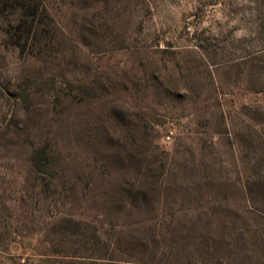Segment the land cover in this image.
Instances as JSON below:
<instances>
[{
    "label": "rangeland",
    "instance_id": "rangeland-1",
    "mask_svg": "<svg viewBox=\"0 0 264 264\" xmlns=\"http://www.w3.org/2000/svg\"><path fill=\"white\" fill-rule=\"evenodd\" d=\"M35 1L26 42L0 0V264H264V0Z\"/></svg>",
    "mask_w": 264,
    "mask_h": 264
},
{
    "label": "trees",
    "instance_id": "trees-1",
    "mask_svg": "<svg viewBox=\"0 0 264 264\" xmlns=\"http://www.w3.org/2000/svg\"><path fill=\"white\" fill-rule=\"evenodd\" d=\"M9 7L13 10V25H9L11 31L17 35H23L27 42L29 38L36 40L41 34L44 36L51 17L48 10L41 2L35 0H6ZM39 7H41L39 11ZM41 25V27H40ZM24 43V42H23ZM262 91V90H261ZM246 195L250 208L253 212L264 216V159L260 158L257 166L251 168L249 183L247 182Z\"/></svg>",
    "mask_w": 264,
    "mask_h": 264
},
{
    "label": "built area",
    "instance_id": "built-area-1",
    "mask_svg": "<svg viewBox=\"0 0 264 264\" xmlns=\"http://www.w3.org/2000/svg\"><path fill=\"white\" fill-rule=\"evenodd\" d=\"M166 138H167V139H170V136H169V135H167V136H166Z\"/></svg>",
    "mask_w": 264,
    "mask_h": 264
}]
</instances>
